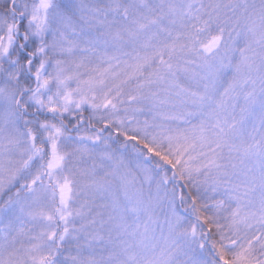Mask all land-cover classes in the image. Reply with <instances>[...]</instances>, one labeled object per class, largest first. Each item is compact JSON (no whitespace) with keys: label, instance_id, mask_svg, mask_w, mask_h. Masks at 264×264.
I'll return each mask as SVG.
<instances>
[{"label":"snow or ice","instance_id":"obj_1","mask_svg":"<svg viewBox=\"0 0 264 264\" xmlns=\"http://www.w3.org/2000/svg\"><path fill=\"white\" fill-rule=\"evenodd\" d=\"M0 264H264V0H0Z\"/></svg>","mask_w":264,"mask_h":264}]
</instances>
